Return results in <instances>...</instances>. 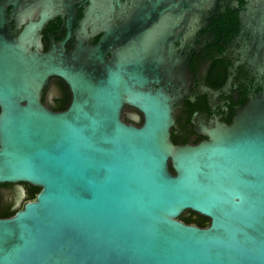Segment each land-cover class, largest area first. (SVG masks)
<instances>
[{
	"label": "water",
	"instance_id": "1",
	"mask_svg": "<svg viewBox=\"0 0 264 264\" xmlns=\"http://www.w3.org/2000/svg\"><path fill=\"white\" fill-rule=\"evenodd\" d=\"M5 19L0 0V184L39 191L0 217V264H264V92L231 124L198 126L208 139L175 144L174 98L129 54L109 57L104 34L42 53L1 34ZM54 76L71 92L62 111L40 99Z\"/></svg>",
	"mask_w": 264,
	"mask_h": 264
},
{
	"label": "flooded vegetation",
	"instance_id": "2",
	"mask_svg": "<svg viewBox=\"0 0 264 264\" xmlns=\"http://www.w3.org/2000/svg\"><path fill=\"white\" fill-rule=\"evenodd\" d=\"M1 1L6 9L1 34L31 35L30 51L44 53L63 41L72 52L95 45L104 34L109 57L116 50L132 56L127 68L153 74L152 86L168 89L174 98L170 137L175 144L208 139L198 126L208 129L214 120L231 124L239 107L264 92V0ZM95 5L112 9L104 12V24L88 15ZM40 99L62 111L71 92L54 76ZM136 114L141 116L131 106L122 108L124 121L139 125ZM19 185L22 190L12 184L13 192L24 197L3 209L10 214L39 191Z\"/></svg>",
	"mask_w": 264,
	"mask_h": 264
},
{
	"label": "trees",
	"instance_id": "3",
	"mask_svg": "<svg viewBox=\"0 0 264 264\" xmlns=\"http://www.w3.org/2000/svg\"><path fill=\"white\" fill-rule=\"evenodd\" d=\"M9 215L11 216L12 214H10L8 211L0 210V217H7ZM179 218L186 223H195L199 226H205L208 222L206 217L196 214L192 211H186L182 213Z\"/></svg>",
	"mask_w": 264,
	"mask_h": 264
},
{
	"label": "rangeland",
	"instance_id": "4",
	"mask_svg": "<svg viewBox=\"0 0 264 264\" xmlns=\"http://www.w3.org/2000/svg\"><path fill=\"white\" fill-rule=\"evenodd\" d=\"M1 190L3 191L4 195H3L1 202H0V210H3L5 208H7L9 205H11L13 200H15V199L20 200L21 198L24 197L22 195H16L13 192L12 184H3V186L1 187Z\"/></svg>",
	"mask_w": 264,
	"mask_h": 264
}]
</instances>
